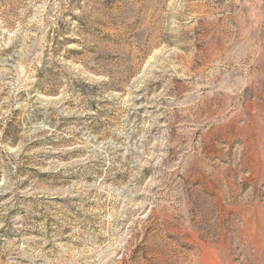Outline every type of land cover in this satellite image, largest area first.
<instances>
[{
	"label": "rangeland",
	"instance_id": "obj_1",
	"mask_svg": "<svg viewBox=\"0 0 264 264\" xmlns=\"http://www.w3.org/2000/svg\"><path fill=\"white\" fill-rule=\"evenodd\" d=\"M0 264H264V0H0Z\"/></svg>",
	"mask_w": 264,
	"mask_h": 264
}]
</instances>
